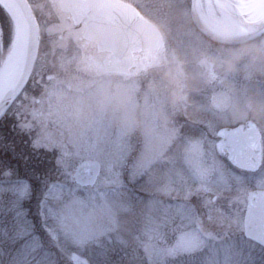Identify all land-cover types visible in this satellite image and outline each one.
Here are the masks:
<instances>
[{"label": "rangeland", "instance_id": "obj_1", "mask_svg": "<svg viewBox=\"0 0 264 264\" xmlns=\"http://www.w3.org/2000/svg\"><path fill=\"white\" fill-rule=\"evenodd\" d=\"M57 1L28 0L39 52L26 88L0 125V143L9 144L0 149V264H89L88 257L106 264H264V250L242 235L244 197L264 188L258 184L264 169L238 174L215 151L216 129L243 123L250 97L259 103L254 117L264 127L263 43L238 50L207 44L190 24L166 18L169 0H144L154 5L140 8L149 17L165 7L164 21L156 23L165 43L150 52L156 65L138 77L108 76L94 67L95 45L73 29ZM218 25L239 30L235 23ZM217 95L235 102L224 105L211 133L175 131L183 122L180 102L200 110V97ZM106 98L110 110L84 104ZM124 98L136 101L128 111ZM43 105L72 133L57 139L47 131L39 116ZM194 116L187 119L197 122ZM7 151L21 163L12 165ZM84 160L99 162L101 173L94 186L80 188L72 174ZM38 232L59 250L58 259L42 249Z\"/></svg>", "mask_w": 264, "mask_h": 264}, {"label": "flooded vegetation", "instance_id": "obj_2", "mask_svg": "<svg viewBox=\"0 0 264 264\" xmlns=\"http://www.w3.org/2000/svg\"><path fill=\"white\" fill-rule=\"evenodd\" d=\"M118 1L126 3V4H130L131 6L136 8V10L140 13V15L143 18H145L148 22L152 24L155 23L154 25L159 30L163 38V41L165 43L164 35L162 31L160 30V28L158 27V25L156 24L160 20L164 21L165 19L162 16L164 12L163 9L165 8L164 6L159 7L160 11L158 15H153V17H149L144 13L143 9L141 11L140 8H142L141 6H146V5L154 6L153 4L149 2L146 3L144 0H118ZM168 3L169 4L167 6V9L169 10L171 9L170 12L172 14H169L166 18L174 22L190 24L191 28L195 30L194 33L199 34L204 39V41L207 42V44H210L213 46L217 45L221 47H224V46L230 47L236 50L242 49L245 47L247 48L248 46L259 44V43H263V46H264V32L261 33V35L258 36L257 38L250 40V38L254 34L264 29V0H178V1L169 0ZM223 21L227 23L228 22L235 23L236 25H238L239 30L235 32H230V31L220 29L218 24L222 23ZM209 22H214L215 27L213 28L207 27V24ZM83 28H84L83 25H79V26L73 25V29L83 30ZM160 50L152 51V52H159ZM150 54H151L150 51L134 53L132 55L133 58L131 59L130 62H126L122 64V68H125L127 73L108 74L106 72H103L101 69V62H102L103 55L101 54H97V57L94 59L93 64H94V67H96V69H98V71L104 75H108V76L117 75L122 78L124 77V79L129 78V77H138L144 74L148 68H151L152 66L156 65L154 62V58H152ZM214 70L217 71L216 69ZM19 98L20 96L18 97V99ZM254 98L256 99V97ZM254 98L250 97L247 101L244 102V108L247 112L246 113L247 118L243 121V123L239 122V123L223 124L216 129L215 137H216L217 132L222 128H226V127L234 128L237 126H244L246 122L254 123L256 127L258 128V130L260 131V134L262 135L264 131L263 123L259 122L258 121L259 119L254 117V113L259 107V103L256 102ZM74 99L78 100V98H74ZM199 99H200L199 100L200 110L199 108H195L194 110L192 109L191 111H189L190 109L188 105L189 103H186L185 100L183 102H180L182 103V112L180 113L181 116L179 115L178 118L180 119L183 118V122L181 123V127L175 129V131H177L179 135L187 134L189 132L193 134L200 133V132H203L205 134L208 132L211 133L212 131L211 129L220 122L219 116L223 112L224 105L235 102L233 101L235 98H232V96L222 97V96L217 95V96H213L209 98L200 97ZM105 100L106 101L104 102H92L91 101V105L88 102H85L84 104H86L85 105L86 107L89 106L90 107L89 109H94V106H96V108L100 107V105L102 104L101 106L106 105V110H110L112 108L111 107L112 103L109 101L111 100H109V98H106ZM121 100H123V98ZM135 100H137V98ZM16 101L14 103H16ZM36 102L39 103L41 101L36 100ZM129 103L130 104H128V101L124 98L122 108L128 111L131 109V106L133 104H136V101H130ZM57 104H58L57 106L59 110L61 111V108L63 109L64 107H61L59 105L61 103H57ZM119 104H121V101L119 102ZM115 105H118V104H115ZM169 105H171V103H169ZM204 105L206 107H209L211 110H213L212 113H207L205 111ZM65 107H66L65 110L70 108L68 105ZM261 107L264 111V103L263 105H261ZM46 109L47 107L43 105L42 110L39 112V116L44 117L42 121V125L47 131H51L52 134L57 137V139H59L58 135H68L72 133L71 127H64V125H68L64 123V120H63L64 118L49 117L50 113H48ZM138 109H139L138 107H135V111H134L135 116L136 115L138 116ZM74 110H77L76 104H74ZM195 110H198V112L196 113ZM172 112L173 114H176L174 113V111ZM192 112L195 114L194 117H198L197 122L194 120L187 119L188 114H191ZM122 113L125 115V111H123ZM66 114L68 113L63 112L62 117H65ZM259 114L260 113L258 112V115ZM207 115H210V117L209 118L207 117V120H206L208 122H206L205 120L203 121V118H205ZM212 115H214V117H212ZM261 119H264V112L262 113ZM68 122L71 124H76V119L68 121ZM243 130H245L244 127H243ZM137 132H138V127L134 130V134L137 135ZM217 141H218V138L215 142V151H216V154L218 155L217 150H216ZM218 157L222 161H225L228 167H230L233 171H235L238 174L253 175V174L258 173V172H255V173L241 172L238 168H235L232 165L228 164L227 161L223 159V157L219 155ZM256 189L264 190V188H260V187H254L251 190H248L244 197L245 202H246L247 194L250 191H253ZM216 199H217V196L213 195L211 197L210 203L214 204Z\"/></svg>", "mask_w": 264, "mask_h": 264}, {"label": "water", "instance_id": "obj_3", "mask_svg": "<svg viewBox=\"0 0 264 264\" xmlns=\"http://www.w3.org/2000/svg\"><path fill=\"white\" fill-rule=\"evenodd\" d=\"M18 9L24 22L26 32V48L21 71L0 97V119L13 102L24 90L34 67L39 48V29L26 0H9ZM61 11L70 14L75 25L83 23L85 29L82 38L95 42L99 53L106 52L102 58L101 69L111 73H127L122 64L130 62L136 52L157 50L163 46L162 38L157 29L144 20L133 7L116 0H58ZM264 29L254 34L250 40L261 35ZM2 31L0 30V52L2 53ZM52 78L49 76L48 79ZM221 133L228 134L240 143H247L250 139L260 141V132L252 122L234 128H222L217 137L222 139ZM219 140V141H220ZM218 141V142H219ZM217 145V144H216ZM101 172L97 161H83L72 174V181L80 187H92ZM264 190H253L247 194V205L243 217V236L264 248V237L255 230H250L249 195L255 196ZM252 216L258 222L259 208L253 209Z\"/></svg>", "mask_w": 264, "mask_h": 264}, {"label": "snow or ice", "instance_id": "obj_4", "mask_svg": "<svg viewBox=\"0 0 264 264\" xmlns=\"http://www.w3.org/2000/svg\"><path fill=\"white\" fill-rule=\"evenodd\" d=\"M222 139L217 143L216 150L219 156L223 157L228 164L238 168L241 172H260L264 169V143L250 139L247 143H240L226 133H221ZM264 177V172H261ZM264 187V178L258 181ZM249 217L250 230L258 231L264 237V191L255 196L249 195ZM259 208L260 217L257 222L252 216L253 209Z\"/></svg>", "mask_w": 264, "mask_h": 264}, {"label": "bare ground", "instance_id": "obj_5", "mask_svg": "<svg viewBox=\"0 0 264 264\" xmlns=\"http://www.w3.org/2000/svg\"><path fill=\"white\" fill-rule=\"evenodd\" d=\"M0 4L5 8L11 16L14 23V38L5 59V66L0 73V97L5 91L8 84L11 82L10 77L14 74V79L17 78L23 65L25 48H26V32L24 22L18 9L9 0H0ZM10 81V82H9ZM9 82V83H8ZM14 82V81H13Z\"/></svg>", "mask_w": 264, "mask_h": 264}, {"label": "trees", "instance_id": "obj_6", "mask_svg": "<svg viewBox=\"0 0 264 264\" xmlns=\"http://www.w3.org/2000/svg\"><path fill=\"white\" fill-rule=\"evenodd\" d=\"M0 10H1V12H3V14H2L3 18H0V24H1L2 29H3V55L0 54V64H1L2 58L5 57V55L7 54L8 50H9L10 42L12 40L11 35L13 36V25H12V22H11L10 18L7 16V14L3 11V9L1 7H0ZM2 123L0 124L1 127H2ZM6 136H7V132L4 133L3 138L5 139ZM7 144H8L7 143V139H5L3 142L0 143V149L3 146H7ZM8 146H9V144H8ZM8 154H10L9 151L6 152V157L8 158L9 162L12 165H14L16 163H18V164L21 163V161L19 159L11 160V156L8 157ZM26 155H27V153H26ZM36 235H38L40 240H41V243H42V246H43L42 249L44 251H46V252L52 253L54 255V258L58 259V257L60 256L59 255L60 254L59 250L56 249L53 245H48V243H50V242L47 241L46 235L43 232H38V233H36ZM86 258H87V256H86ZM88 260H89V264H106V263H104L102 261H99V263L98 262L94 263L93 261H91L89 259V257H88ZM56 264H65V263H63V262H61L59 260V261L56 262ZM143 264H145V263H143Z\"/></svg>", "mask_w": 264, "mask_h": 264}]
</instances>
